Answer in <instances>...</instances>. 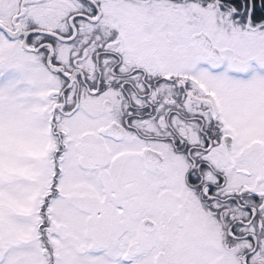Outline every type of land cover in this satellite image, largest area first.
<instances>
[{
	"label": "snow or ice",
	"instance_id": "snow-or-ice-1",
	"mask_svg": "<svg viewBox=\"0 0 264 264\" xmlns=\"http://www.w3.org/2000/svg\"><path fill=\"white\" fill-rule=\"evenodd\" d=\"M0 264H264V0H0Z\"/></svg>",
	"mask_w": 264,
	"mask_h": 264
}]
</instances>
